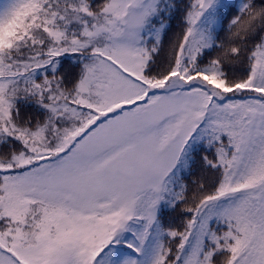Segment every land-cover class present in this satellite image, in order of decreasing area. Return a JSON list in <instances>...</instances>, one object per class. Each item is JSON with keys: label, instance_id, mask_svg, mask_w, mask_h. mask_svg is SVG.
<instances>
[{"label": "snow or ice", "instance_id": "6c2138e0", "mask_svg": "<svg viewBox=\"0 0 264 264\" xmlns=\"http://www.w3.org/2000/svg\"><path fill=\"white\" fill-rule=\"evenodd\" d=\"M0 264H264V0H0Z\"/></svg>", "mask_w": 264, "mask_h": 264}]
</instances>
